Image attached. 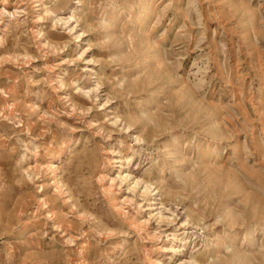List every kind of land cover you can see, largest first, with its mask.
Masks as SVG:
<instances>
[{
  "label": "rangeland",
  "instance_id": "rangeland-1",
  "mask_svg": "<svg viewBox=\"0 0 264 264\" xmlns=\"http://www.w3.org/2000/svg\"><path fill=\"white\" fill-rule=\"evenodd\" d=\"M0 264H264V0H0Z\"/></svg>",
  "mask_w": 264,
  "mask_h": 264
},
{
  "label": "bare ground",
  "instance_id": "bare-ground-1",
  "mask_svg": "<svg viewBox=\"0 0 264 264\" xmlns=\"http://www.w3.org/2000/svg\"><path fill=\"white\" fill-rule=\"evenodd\" d=\"M142 2L144 3V1H142ZM108 26H109V25H108ZM110 27H111V26H110ZM111 28H112V27H111ZM112 29H113V28H112ZM112 29H111V30H112ZM153 121H154V120H153ZM141 122H143V120H142ZM153 124H154V122H153ZM144 129H145V128H144ZM67 150H68V149H67ZM54 160H55V159H54ZM50 164L52 165V162H51V161L49 162V165H50ZM177 237H178L177 235H174V236H173V239H174V240H177Z\"/></svg>",
  "mask_w": 264,
  "mask_h": 264
}]
</instances>
